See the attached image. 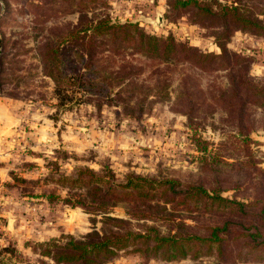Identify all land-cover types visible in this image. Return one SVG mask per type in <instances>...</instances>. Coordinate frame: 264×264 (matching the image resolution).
Instances as JSON below:
<instances>
[{
    "label": "rangeland",
    "instance_id": "1",
    "mask_svg": "<svg viewBox=\"0 0 264 264\" xmlns=\"http://www.w3.org/2000/svg\"><path fill=\"white\" fill-rule=\"evenodd\" d=\"M169 1L95 0L87 2L86 14H103L115 22H138L145 33L170 35L176 42L218 54L221 26L194 11H173ZM197 1L209 4L211 9H216L217 4L236 5L264 21V0ZM78 7L79 0H0V103L16 119L10 132H0L2 264H55L39 255L34 244L59 240L63 235L78 239L91 230L101 233L105 229L103 215L128 221L131 230L154 226L161 233L173 232L174 223L196 227L230 219L221 209L185 205L181 199L166 203L161 195L151 203L156 202L169 214L157 221L131 216L125 201L107 207L105 214L100 210L87 211L81 204L65 201L82 197L88 204L84 189L69 188L60 182L61 176H73L81 168L95 173L108 169L116 182L132 173L201 183L207 188L214 187V177H220L222 197L244 203L257 199L262 204L264 109L248 103L240 90L230 109L232 115L205 102L210 99L208 89L224 88L234 81L227 74L235 67L242 66L255 82L264 81V36L232 30L224 39V46L247 61L212 70L178 62L165 69L160 64L158 71L152 68L150 72V60L141 54L132 53L123 45L118 52L103 45L97 53L98 65L127 61L134 74L114 84L107 97L96 96L81 86L86 77L74 47L68 55L72 62L61 68L65 78L58 77L56 81L45 74L40 53L42 43L55 38L53 33L76 23ZM157 14L161 16L158 26L142 20H154ZM183 75L187 84L191 88L195 85L199 91L198 99L182 97L183 102L187 99L198 107L190 114L192 119L180 112L182 98L176 96ZM120 88H124L120 96L113 95ZM212 155L232 163L231 167L222 165L220 176L200 171L201 158ZM234 220L243 224L253 221ZM234 229L238 233L239 227ZM262 231L264 234V227ZM227 241L219 256L186 254L166 261L142 256L128 246L101 264H264V252L248 253L247 246L238 249L231 246V239ZM235 241L240 244L244 240ZM241 257L245 260L240 261Z\"/></svg>",
    "mask_w": 264,
    "mask_h": 264
},
{
    "label": "trees",
    "instance_id": "2",
    "mask_svg": "<svg viewBox=\"0 0 264 264\" xmlns=\"http://www.w3.org/2000/svg\"><path fill=\"white\" fill-rule=\"evenodd\" d=\"M89 1L95 0H79L76 23L66 27L63 32L53 33L55 38L45 40L40 47V53L43 57L45 74L56 81L58 77L65 78L61 68L72 62L68 55L74 47L75 57L83 69V76L86 77L81 86L85 91L96 96L107 97L114 84L134 74L131 69L133 66L127 61L119 65H98L97 53L103 45L108 44L114 52H118L117 50L123 45L130 48L132 53L141 54L150 60L149 63L147 62L150 72L152 68L158 71L160 64H162L161 69H165L178 62H184L199 69L212 70L229 63L233 66L243 65L247 61L245 57L228 52L224 46V39L232 30L239 29L264 36V21L253 12L244 11L236 5L217 4L216 9H211L209 4H203L197 0H170L168 5L171 10L194 11L195 15L210 18L221 26L219 34L222 41L218 43L220 52L218 54L203 52L187 43L174 41L170 35L162 37L145 33L138 22L110 21L105 15L99 13L88 16L86 10L89 6L86 4ZM111 54L116 53L111 52ZM227 77L234 81H229L224 88L208 89L210 99L205 103L224 108L228 116L232 115L230 109L234 108V97L240 90L244 92L248 103L264 109V81L251 80L242 66L235 67L227 74ZM123 91L124 88H120L113 95L118 97ZM198 92L195 85L191 88L187 84L186 75L179 78L176 96L180 99L187 96L192 100L198 99L196 96ZM200 96L204 99L201 92ZM183 98L180 100L183 107L180 112L192 119L190 114L194 113L198 107L188 103L186 98V102H183ZM205 113L209 111H204ZM201 150H204V147ZM222 165L231 167L232 163L222 160L219 155H212L209 159L202 157L200 171L220 176ZM112 178L113 175L108 169L95 173L88 168L78 169L73 176H61L60 182L67 184L69 188L75 186L84 189L88 204L84 203L82 197L76 200L66 198L65 201L72 205L81 204L87 211L100 210L104 214L107 207H112L119 201H125L129 204L130 209L128 208L127 211L131 216L136 219L150 218L157 221L169 214L158 207L156 202L151 203L161 195L164 197L163 202L166 203L181 199L185 205L200 204L207 210H213L211 209L213 207L221 209L220 211L226 213L230 219L214 220L196 227L174 223L173 232L161 233L154 226L131 230L127 227L128 221L103 215L101 219L105 229L101 233L91 230L78 239L63 235V240L61 236L59 240L53 238L36 242L34 249L39 255L48 257L55 264H101L115 255L118 250L129 246L133 252L142 256L159 257L161 260L168 261L186 254L196 257L214 253L219 256L226 249L228 239L232 240L231 246L235 248L239 249L241 245L247 246L248 253L264 252L262 231L264 202L260 204L257 199H251L244 203L222 197L220 192L224 187H221L220 183L223 179L220 177H214V187L208 185V188L201 183H181L176 179H155L132 173H127L123 181L116 182ZM163 214L165 216H162ZM234 219L253 221L243 224ZM234 227H239L238 233ZM236 238L244 241L239 244L235 241ZM2 251L4 250L0 247V264L3 263ZM255 259L253 257V260ZM239 260L243 261L245 257Z\"/></svg>",
    "mask_w": 264,
    "mask_h": 264
},
{
    "label": "crops",
    "instance_id": "3",
    "mask_svg": "<svg viewBox=\"0 0 264 264\" xmlns=\"http://www.w3.org/2000/svg\"><path fill=\"white\" fill-rule=\"evenodd\" d=\"M16 122V119L9 114L0 103V132H10V127Z\"/></svg>",
    "mask_w": 264,
    "mask_h": 264
},
{
    "label": "water",
    "instance_id": "4",
    "mask_svg": "<svg viewBox=\"0 0 264 264\" xmlns=\"http://www.w3.org/2000/svg\"><path fill=\"white\" fill-rule=\"evenodd\" d=\"M143 21L145 22H149L153 25H160L161 24V16L159 14H157L156 18L153 20V19H149V18H143L142 19Z\"/></svg>",
    "mask_w": 264,
    "mask_h": 264
}]
</instances>
